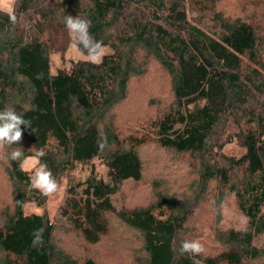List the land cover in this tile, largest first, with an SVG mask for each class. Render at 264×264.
<instances>
[{
	"label": "trees",
	"instance_id": "1",
	"mask_svg": "<svg viewBox=\"0 0 264 264\" xmlns=\"http://www.w3.org/2000/svg\"><path fill=\"white\" fill-rule=\"evenodd\" d=\"M234 2L236 16L223 0H15L12 12L0 11V110L15 108L31 121L5 148L11 195L0 216V264H97L63 254L54 231L95 246L112 224L134 235L118 242L136 241L135 264L264 260L257 245L264 237V0ZM68 15L91 21L89 34L107 50L101 63L76 49L82 58H64L73 48ZM55 55L61 66L52 72ZM137 80L147 84L130 96ZM154 99L161 108L151 112ZM120 106L128 116L115 111ZM226 145L241 154L227 155ZM18 147L25 157L45 151L41 162L65 179L57 223L45 211L25 212L44 209L47 197L31 187L21 161H10ZM145 147L172 168V184L155 181L146 206L117 208L111 197L121 183L155 186L140 159ZM77 165L87 168L81 180L70 176ZM225 194L247 218L241 230L218 227ZM38 228L43 244L33 247ZM182 240H199L204 251L181 254Z\"/></svg>",
	"mask_w": 264,
	"mask_h": 264
},
{
	"label": "rangeland",
	"instance_id": "2",
	"mask_svg": "<svg viewBox=\"0 0 264 264\" xmlns=\"http://www.w3.org/2000/svg\"><path fill=\"white\" fill-rule=\"evenodd\" d=\"M14 1L15 0H0V11L4 13L12 12ZM223 2L226 8L224 11L226 13L232 16L238 15L234 0H223ZM104 53H107L106 49L104 50ZM64 58L77 60L82 58V56L77 53L74 48H70L65 53ZM51 59L52 62L50 63V71L53 72L55 66H61V62L59 61V56L57 55L52 56ZM62 66H67V63L63 64ZM137 81H139L140 83L139 87L137 86ZM137 81H133V84L129 88L130 96L137 95L140 92V89L145 84H147L146 82H144L145 80ZM146 81L149 82V77ZM156 104H159V102L154 99V104L153 102L151 103V112L161 108L160 106H156ZM142 110L143 109L140 106L139 109L135 111V114L141 115L140 112ZM115 111H123V106L116 108ZM123 115L128 116L129 113L123 111ZM125 118L128 121H132L130 117ZM151 150H153V147H145L141 150L140 153L141 161L146 164V176L150 180H152V182H165L166 188L170 187L172 182H170L171 179L168 180V178L172 174V168L169 165H166V162L157 164L156 162H158L162 158V155L160 153H152ZM223 150L227 155L229 154L238 156L241 154V150L234 145H226ZM7 163L8 150H5V148L0 149V216L1 213L10 205L11 186L4 172V170H6ZM92 163L97 175H101L103 179L106 180V177L104 176L105 169L98 163L97 160H93ZM86 174V166L77 165L75 169L70 173V176H72L74 180H81L86 176ZM154 184L155 186H153V183L150 185V183L148 182H146L145 184L143 182L133 183L131 181H125L121 183L118 189V193L113 194V196L111 197L112 201L117 208H140L142 206H146L148 202H150L152 194L155 195L154 187L156 188L158 183L155 182ZM59 185L60 187L55 194L47 196L44 209H34L32 205H26L24 207L25 212H36L39 214L42 213V211H45L46 215H48V218L50 220L54 219V223H57V207L60 204L62 196L65 194V179H61ZM218 218V227L221 229L232 228L235 230H241L244 227V220L234 208L233 196L231 194H225L223 196L218 208ZM129 237H134V235L124 229H121L119 224H112L109 234L105 238H101V241L95 246H88L86 243L82 242L80 238L75 234L63 232L58 228L54 231L53 234L54 243L56 247H58L63 252V254L67 255L71 259L95 257V261L97 264H135V259L132 256V252L134 249H136V245L134 244V242L136 243V241H127L125 243L118 242L129 240ZM114 240H116L117 243H115ZM119 244L123 246L122 250ZM257 245L264 246V237L260 239ZM257 264H264V260L258 261Z\"/></svg>",
	"mask_w": 264,
	"mask_h": 264
},
{
	"label": "clouds",
	"instance_id": "3",
	"mask_svg": "<svg viewBox=\"0 0 264 264\" xmlns=\"http://www.w3.org/2000/svg\"><path fill=\"white\" fill-rule=\"evenodd\" d=\"M9 19L13 24L16 23L14 14H10ZM63 23L70 35L72 47L84 55L87 61L93 64L101 63L104 56V45L102 41L95 40L89 34L91 21L86 17L68 15L64 18ZM40 75L38 74V78ZM21 125L31 128V121L25 119L15 108L8 107L0 110V149L11 147L22 140ZM105 146L106 138L98 147L103 150ZM46 155L47 153L42 149H36L32 155L25 157L24 151L18 147L10 152L9 159L10 161H21V167L31 171L29 177L31 187L47 197L55 194L60 185L47 164L41 162V158ZM243 219L247 220L246 217ZM32 237V246H41L43 244V228L35 229ZM203 251V244L199 240H182L180 242L179 252L181 254L190 253L193 256H198Z\"/></svg>",
	"mask_w": 264,
	"mask_h": 264
}]
</instances>
